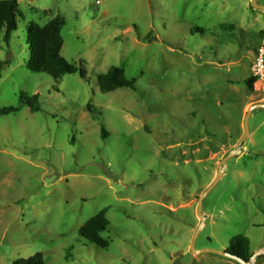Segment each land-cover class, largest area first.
Masks as SVG:
<instances>
[{"label": "rangeland", "instance_id": "rangeland-1", "mask_svg": "<svg viewBox=\"0 0 264 264\" xmlns=\"http://www.w3.org/2000/svg\"><path fill=\"white\" fill-rule=\"evenodd\" d=\"M57 16L77 71L60 81L27 67L29 27ZM17 21L0 49V109H19L0 118V264H239L191 246L200 199L264 104V82L231 83L254 76L264 12L252 0H18ZM112 67L134 90H100ZM22 94L40 95V111ZM249 126L204 200L198 251L237 236L264 250V109ZM105 208L102 250L79 231Z\"/></svg>", "mask_w": 264, "mask_h": 264}, {"label": "trees", "instance_id": "trees-1", "mask_svg": "<svg viewBox=\"0 0 264 264\" xmlns=\"http://www.w3.org/2000/svg\"><path fill=\"white\" fill-rule=\"evenodd\" d=\"M18 0H0V49L1 41L10 45L13 34L18 29ZM66 21L60 16L55 17L48 22L44 27L31 25L28 31V45L30 47L31 56L28 62V70L33 74H46L54 80L60 81L67 75L77 73L61 55L64 46L62 37L63 28ZM225 28V27H222ZM234 28L231 27L230 31ZM85 71L81 70L80 77L84 78ZM259 81L255 76H252L243 82H231L233 85L245 84L251 90ZM98 84L100 90L104 93H112L121 89L134 90L133 82L130 81L123 69L112 67L106 74L98 76ZM40 95L29 96L22 94L21 99L25 107L29 108L33 113L40 111L39 106ZM91 115H96V110L88 107ZM19 109L10 107L0 109V118L11 114L18 113ZM102 137H108L106 129L102 128ZM109 208L102 210L97 216L89 220L79 231L81 239L87 243L96 246L102 250H106L110 246V242L103 238V235L109 231L111 226L107 219ZM228 253L233 254L245 262H250L253 253L250 248V240L245 236H237L231 241ZM13 264H46L43 256L37 254L28 259H20Z\"/></svg>", "mask_w": 264, "mask_h": 264}, {"label": "water", "instance_id": "water-1", "mask_svg": "<svg viewBox=\"0 0 264 264\" xmlns=\"http://www.w3.org/2000/svg\"><path fill=\"white\" fill-rule=\"evenodd\" d=\"M258 1L259 0H252V3H253V7L255 9H258L260 11H263L264 12V6L262 5H259L258 4ZM259 109H264V104H255L253 106H251L249 109H248V113H247V116L244 120V129H245V136L244 138L241 140L240 142V149L237 150V151H234L233 153H231L229 156H227L223 162H222V169L220 170L219 172V177L217 179V181L205 192V194L203 195V197L200 199V203H199V208H198V216L200 217V219L202 220V223L193 239V242H192V246H191V249H192V252L193 254H196V255H204V254H216V255H219V256H222V257H225V258H229L233 261H236L238 262L239 264H252L253 262H255L258 258L264 256V250L260 251V252H257L253 255L252 259L250 262H245L243 259L237 257V256H234L233 254L231 253H228V252H222V251H217V250H213V249H204V250H200L198 251L196 249V242H197V239L199 237V234L201 233V231H203L204 227H205V222L207 221L208 219V215L206 213H203V203H204V200L205 198L207 197V195L216 187V185L220 182V179H221V176L224 175L225 173V169H226V166H227V163L235 158L237 155L239 154H242L243 152V147L246 145L249 137H250V126H249V123H250V119L253 115V113L256 111V110H259Z\"/></svg>", "mask_w": 264, "mask_h": 264}, {"label": "built area", "instance_id": "built-area-1", "mask_svg": "<svg viewBox=\"0 0 264 264\" xmlns=\"http://www.w3.org/2000/svg\"><path fill=\"white\" fill-rule=\"evenodd\" d=\"M97 4H100V2ZM252 70L254 76L257 77L259 81L264 82V42L257 52Z\"/></svg>", "mask_w": 264, "mask_h": 264}, {"label": "crops", "instance_id": "crops-1", "mask_svg": "<svg viewBox=\"0 0 264 264\" xmlns=\"http://www.w3.org/2000/svg\"><path fill=\"white\" fill-rule=\"evenodd\" d=\"M259 84H262V82L261 81H258L255 85H259Z\"/></svg>", "mask_w": 264, "mask_h": 264}]
</instances>
